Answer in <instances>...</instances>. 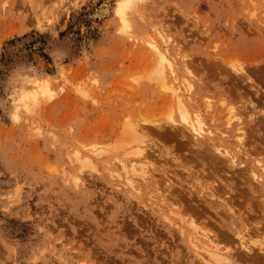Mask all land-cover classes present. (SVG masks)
Wrapping results in <instances>:
<instances>
[{"label": "rangeland", "instance_id": "obj_1", "mask_svg": "<svg viewBox=\"0 0 264 264\" xmlns=\"http://www.w3.org/2000/svg\"><path fill=\"white\" fill-rule=\"evenodd\" d=\"M123 2L0 0V264H204L194 254L188 224L172 214L181 205L204 207L195 192L196 197L189 194L198 182L210 186L197 190L207 197L225 195L219 199L220 216L230 214L246 227L259 223V202L243 191L245 185L232 184L243 195H231L237 198L232 208L227 197L232 193L211 189L218 179L203 172L197 148L182 138L180 127L169 126L166 116L175 108L148 78L157 63L146 39L169 49L181 80L196 82L194 106L211 127L223 128L227 112L220 102L213 114L205 98L215 102L223 93L236 104V93L229 94L235 84L248 100L238 104L243 118L249 108L260 113L255 132L248 131L251 144L264 148V0H134L126 12L128 27L118 14ZM183 60L191 74L181 70ZM232 64L242 65L253 82L231 73ZM37 79L49 83L52 96L20 99ZM128 121L147 126L155 151L148 153L151 179L137 186L140 191L109 170L118 169L115 156L130 145ZM153 127L166 129L154 134ZM89 149L105 152L96 159ZM76 153L93 154L87 162L92 166L78 161ZM172 197L178 198L176 207ZM220 216L208 210L199 217L216 223L214 228ZM257 234L250 233L253 241Z\"/></svg>", "mask_w": 264, "mask_h": 264}, {"label": "bare ground", "instance_id": "obj_2", "mask_svg": "<svg viewBox=\"0 0 264 264\" xmlns=\"http://www.w3.org/2000/svg\"><path fill=\"white\" fill-rule=\"evenodd\" d=\"M133 2H134V0H127V2L125 0V2H123L125 4L122 5L120 10H118V12H119L118 14H120L121 18L124 20V25L127 27L129 26V20L127 19L126 12H127V9L130 10L134 6ZM146 40L148 43L147 45H149V49H150L152 55L155 56L154 58H155V61L157 63V64H155V66H153L152 74L148 78L152 82L154 81L155 84H158L161 89L165 90L166 93H168L171 102L173 103V106L175 108V112H174V110H171V109H170L171 112H169L168 109L170 106L167 107L168 109L165 108L169 112V114L167 112L168 116H166L168 118V120L171 121V122H169L170 123L169 126H172L174 124V126L180 127L178 130L180 131L182 138H186V140H185L186 142L189 140L187 143H193V147L197 148V150H198L197 151L198 152L197 157L200 156V159L203 161V163H202L203 166H206L205 168H203V172L207 171L208 173L206 172V174H209L210 178L213 179V181H215L216 178L218 180H220V182H219L216 179L217 181L215 182V184L213 186L211 185L212 186L211 189L212 190L216 189V188L219 189L221 187L223 189L224 193H225V190L226 191L228 190L227 191L228 193L231 192L232 194L227 195V197L230 198V199L228 198V200H229L228 202L230 204H232L231 205V206H233L232 208L236 209L235 204H236L237 198H235L234 196L231 197V195L234 194L237 197L238 192L236 193V188L238 185L236 186V188H234V186H232V184L235 181L237 183L240 182V183L245 185V188L243 191L246 192L248 195L252 196L253 198H255L259 202L258 203L259 204V211H258L259 214L258 215H256L257 211L255 212V210H253L252 207L250 206V210L252 212H254V214L256 216H258L259 223L256 222L257 224L252 225V224H254V223H252L253 221L251 220V223H252L251 224L249 222L250 218L248 217L249 218V221H248L247 220L248 218L246 216L245 219L248 221V223H250V225H252L254 227H246V225L241 226L240 222L238 224L239 220L238 221L236 220L237 221V223H236V221H234V219H232V220L229 219L230 218L229 216L232 217V215H230V214H229V216L224 215V217H223V216H220V214H219L220 212L218 213V208L220 206L224 207V203H223L224 201H220L219 199L223 198L225 195L223 194V197H222V195L219 196L217 194L219 196V197H217V196H215V193H213V194H210V197H207L206 193H204V191L198 192L197 190L198 189L203 190V188H204L205 190L209 191L210 186L204 187L205 184H203L202 182H198L197 186L194 185V187H193L194 190L189 192V194L190 195L195 194L197 196V199L202 200L204 202L203 204H204L205 208L201 207L202 209H199L197 207V206H199L198 204H197V206H195L194 204L193 205H190V204L187 205L186 204L187 206H185V207H184V205L183 206L181 205V207H179V208L177 207V209H179V211L175 212V213L173 212L172 214L173 215L176 214L181 219L182 222L188 224L189 228L191 229V235H192L191 240H190L192 242V244L191 243L190 244L193 246L194 254L196 253V256H199V259L202 263H204V264H264V233H263L264 232V148L258 149V148H256V146L254 147L251 144L253 142L250 141L251 135H249V133L255 132V129L253 127L259 126V124L261 122L260 116H259L260 113L259 112L255 113V111H254L255 107H254V109L252 108L253 109L252 112L250 111V108H249V111L246 110L248 112L247 118H245V119L243 118V112L241 111L240 108L242 107V105H244L242 103V101L245 100L244 93L240 92L238 87H237L238 89L235 88L236 85L233 84V85H231V89L229 90L230 91L229 94H232V93L235 94L236 93L235 98H234L237 100L236 104L229 103L227 101V98L225 99V96L223 93H218V96H220V97H219L218 101H216L214 99L215 102L212 101L213 98H211V97H206V98L204 97L206 99L205 100V108H208L207 110H210V111L212 110V113H213V111L215 112V110H216L215 106L221 102V105H217V106H220V108L222 107L223 108L222 111L225 110L227 112V115L225 116L226 120L223 122V124H224L223 128L213 127V126L211 127V125L207 124L204 114L201 113V109L199 107L194 106L195 98L193 97V94H194V91L196 89V87H195L197 85L196 82L194 80L186 78V77L184 78V80H181L179 77V72H178L179 71L178 69H180V67L179 66L177 67L179 62H177L175 59L171 58V55L169 53V49L164 48V47L162 48L159 44L154 42L156 39L154 41L148 40V39H146ZM168 42L169 41H167V39H166V44H167V45L165 44L166 46L169 45ZM187 60L181 61V64L183 67V69L181 68V70H183V71L187 70V73L191 74L192 72L189 70V68L187 67V64H186ZM188 63H189V60H188ZM222 67H224V65ZM227 68L230 70L231 73L233 72L237 75H242L246 78V80L253 82L252 78L248 75V73L246 72L245 68L242 65L232 64V65H230V67H227ZM210 70L213 71V69H210ZM229 70L226 71L227 75H229ZM216 71L218 72V70H216ZM168 74H171L170 78L168 77L169 76ZM218 74L220 76V72ZM229 76L230 77L232 76V77L230 78L227 76L228 81H230L232 78L234 79L232 74H230ZM235 80H236V78H235ZM198 81H199V79H198ZM232 82L234 83L233 80H232ZM228 85H229V83H228ZM254 85H255V83H254ZM232 87H234V88H232ZM250 87H252V85H250ZM233 89L234 90L237 89L236 92L235 91L232 92L231 90H233ZM46 94H49L50 96H52L51 89L49 88V83L44 81V80L40 81L37 79L34 82H32L29 90L23 91L21 93L20 99L26 100L28 98L29 99L36 98L39 95H46ZM214 96H216V95L214 94ZM246 101H248V100H245L244 102L246 103ZM238 104L239 105L242 104L241 107L239 106L240 108L238 107ZM170 105H171V103H170ZM171 108L173 109L172 105H171ZM256 110H258V109H256ZM207 114L211 115L210 113H207ZM263 114H264V112H263ZM263 117H264V115H263ZM210 120H211L213 125H216L215 124L216 120L218 121V119L216 117H214V119L211 117ZM142 122L144 123V121H142ZM171 123H172V125H171ZM146 127H147L146 125L141 126L139 124L132 123L131 121H128L125 124V133L129 136V139L125 143L127 145L130 144L132 146L130 148H128L130 146L129 145L126 149H124V152L122 154L115 156L116 157L115 160H117L115 162L118 166V169H116V168L109 169L112 172L113 177H114V175H117V174L120 175V176L117 175L119 178L124 176L125 179L128 181L129 185L131 187H134L137 191H140L137 189V186H139L141 188V186L149 184V181L151 179L149 173H150V169H151V165L153 163L152 162L153 160L151 161L149 159V157L152 155V154H150V152L152 153L153 150H152V146L150 144L152 141H150V139H148V135H146V133L149 134V130H146V129H148ZM156 127L162 128V127H158V126H156ZM157 128H156V130L157 131L159 130V132L160 131L163 132V130L166 129V128L165 129L163 128L161 130V129H157ZM174 128H171V129L173 130ZM251 128H253L252 129L253 132L248 131L249 129L251 130ZM149 129H151V128H149ZM153 130L154 131H152V132H154V134H155V132L157 133L155 128ZM178 130L175 131L177 134H179ZM152 132H150V134H152ZM164 133H165V131H164ZM170 133H173L174 137H176V136L178 137V135H176L174 132H170ZM230 138H232V139H230ZM166 139H167V137H166ZM175 139H177L178 142L180 141L178 138H175ZM232 144H234V145H232ZM180 145H182V144H180ZM185 145H186V143H185ZM178 146H179V144H178ZM193 147H191V149H193ZM121 148H125V146H122ZM181 149L182 148H180V150ZM90 151H92V150H90ZM104 152H105V150L95 149L94 151H92L90 153H94V155L96 156L95 158L97 159L98 156L101 157V155ZM153 152L155 153V151H153ZM195 152L196 151L194 149V154L196 156L197 152L196 153ZM109 153H111V152L109 151ZM148 153L150 154V156H148L149 155ZM80 154L76 153L77 160L80 161L81 163L86 161V163H85L86 167H87V165L92 166L91 164H88V163L91 162V160H92L91 155H93V154L90 155L87 153V154H83L84 156H80ZM158 154H159V152H158ZM155 157H157V156H155ZM110 161H112V157L110 158ZM191 162H193V161H191ZM193 164H195V163H193ZM115 167H116V165H115ZM117 170H119V171L123 170L124 173H118ZM230 173H232V174H230ZM194 174H196V173H194ZM198 176H200V175H198ZM203 176H204V174H203ZM203 176H202V178H203ZM221 176H223L224 178L226 177L227 179L224 180V178L222 179ZM191 178H192V176H191ZM228 178H231V179L228 180ZM168 180H170V179H168ZM213 181H212V183H214ZM137 182H139V184H137ZM217 183H218V185H217ZM215 185H217V187ZM134 188H132V189H134ZM221 188H220V190H221ZM238 190H239V188H238ZM163 191L162 192L165 193V190H163ZM192 192L193 193L195 192V193L193 194ZM200 193H202L203 195H201ZM161 194L160 195L157 194V195H158V199L162 203L163 201H166L167 199L165 200V198H163L164 200H162V198H160V197H162ZM239 194L240 193H238V196H239ZM165 195H166V193H165ZM195 195L192 197H196ZM179 197H181V196H179ZM240 197H243V195L241 196V194H240ZM156 198L157 197L155 196V199ZM168 199H171V196L168 197ZM172 199H174V198L172 197ZM176 199H178V198H176ZM176 199H174L175 207L178 205V203H177L178 201L176 202ZM245 199L247 200L248 198H245ZM249 199H251V198L249 197ZM192 200H194V199H192ZM225 200H226V198H225ZM239 200L240 199H238V201ZM185 202H188V201L185 200ZM249 202L251 203V201H249ZM175 203H177V204H175ZM203 204L200 206H203ZM242 204H244V202ZM171 205H173L172 202H171ZM239 205L242 206L241 204H239ZM231 206L229 205V211L231 210V213L233 214L234 211L231 208ZM240 206H238V208ZM252 206H255V204ZM242 207H244V206H242ZM256 207L258 208L257 203H256ZM254 209H255V207H254ZM208 210H212L218 216L221 217L220 224L217 223L218 227H214L216 230L218 229L217 231H212L214 229L213 226H215L216 223L213 224V221H208L209 217H207L208 223L205 222L206 221L205 219H204L205 221H203L200 218L202 216L204 217ZM224 210H221V211H224ZM175 211H176V209H175ZM158 212H160V211H158ZM169 212H170V210H169ZM234 213L236 214V212H234ZM247 213H249V212H247ZM224 214H226L225 211H224ZM255 215H254V217H255ZM225 216H226V218H225ZM239 216L240 217L243 216V213H242V215L241 214L238 215V218H239ZM251 216H252L251 218L254 220L255 218L253 217V215H251ZM166 218H167V216H166ZM216 219H218V218L216 217ZM228 219H229V221H228ZM210 222H212L211 224H213L212 226H210V228L212 227L211 228L212 230L208 227V224ZM247 226H248V224H247ZM261 228H262V230H261ZM178 231H179V229H178ZM251 232H254V234L257 236H258L257 233H260V236L258 237L259 239H257V236H256V241H255V239L253 241V239H251V235H250ZM179 234H181V236H185V232L182 229H181ZM253 236L254 235H252V237ZM199 264H201V263L199 262Z\"/></svg>", "mask_w": 264, "mask_h": 264}, {"label": "snow or ice", "instance_id": "obj_3", "mask_svg": "<svg viewBox=\"0 0 264 264\" xmlns=\"http://www.w3.org/2000/svg\"><path fill=\"white\" fill-rule=\"evenodd\" d=\"M126 2H127V0H126Z\"/></svg>", "mask_w": 264, "mask_h": 264}]
</instances>
